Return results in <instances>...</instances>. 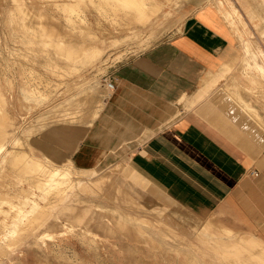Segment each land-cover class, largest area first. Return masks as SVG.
<instances>
[{"label": "crops", "instance_id": "crops-1", "mask_svg": "<svg viewBox=\"0 0 264 264\" xmlns=\"http://www.w3.org/2000/svg\"><path fill=\"white\" fill-rule=\"evenodd\" d=\"M247 1L258 16L259 0ZM179 2L176 30L110 70L113 86L90 122L56 123L44 134L56 131L82 169L128 152L155 187L215 221L217 233L239 237L243 262L264 264V71L243 64L213 82L231 55L230 22L213 0Z\"/></svg>", "mask_w": 264, "mask_h": 264}, {"label": "bare ground", "instance_id": "bare-ground-1", "mask_svg": "<svg viewBox=\"0 0 264 264\" xmlns=\"http://www.w3.org/2000/svg\"><path fill=\"white\" fill-rule=\"evenodd\" d=\"M214 1L216 5H219L220 0ZM9 2L5 6L3 18L6 27V34H4L6 47H4L14 56L18 55L17 57H23L25 60L14 58L6 61L5 65L8 67L5 68L6 70L3 69L4 73L0 75V80L5 78L11 84L15 78L13 71L19 72L24 82L20 86L21 89L19 88L20 95L25 100L22 106L26 110L32 109L36 104L44 103L51 92L50 81L46 78L47 76H44L46 73L42 75L41 71L37 72L29 64L31 61H37L36 58L39 57L40 65L44 66L42 68H46L51 74L59 77L57 79L60 80L54 79L56 82L53 86L57 88L64 82L66 76L80 75L86 67L100 60L109 48L106 46L117 47L122 42L129 39L131 41V38L140 35V31H143L142 26L151 23L154 16L160 15L163 4L161 0H89L99 12L101 19L120 30H127L123 36H111L109 40H106V37L100 36V33L98 34L91 27L93 24L90 26L88 18L81 19L78 11L67 5L65 1L60 4L54 2L58 14L64 18L63 21L55 20L58 18L56 14L42 11V6L38 9L26 0H9ZM175 2L177 3V0ZM252 5L254 7L252 13L264 19V0H259ZM79 6L84 9L86 4ZM221 12L228 21L231 17L229 22L232 24L235 13L229 10H221ZM155 20L157 21L154 18L153 21ZM97 21L99 23V20ZM101 28L105 34L111 32L103 26ZM160 29L163 30V28H153L151 39L153 35L161 33ZM237 38L243 51L238 66L255 65L259 71H264L263 56L257 53L258 48L256 49L253 41L243 37L242 32L237 33ZM260 50L264 53L261 48ZM87 81V78H82L75 81L73 85L67 84L65 90L62 88L66 93L72 90L73 93L66 98L65 107L61 108L59 105V109L56 106L59 110L57 109L58 111L53 112V116L46 119L47 123L50 124L52 121L54 123H88L95 117L103 101L93 96L97 94L93 92L96 90L93 86L84 85ZM4 90L0 84V212L2 215L0 217V264L10 255L14 247L24 245L26 248H44L48 242L57 243L55 237L65 234L64 230L78 232L83 242L85 239L97 242L99 235L95 230L113 237L118 235L119 238L122 235L125 238L127 235L133 238V243H130L132 250L143 245L148 252L159 253L174 249L180 255L185 249L189 264L197 262L202 264L209 257H214L217 264L246 263L242 261L243 259L241 260L239 237L234 238L230 230L225 227H220L221 232L217 233L215 221L203 220L195 215L131 168L128 155L102 171L80 176L73 171L71 159L63 162L56 161L36 146L29 138L30 129L26 130L22 136L17 135L20 127L16 125V118L7 107L8 99ZM42 115L44 114H41L40 118ZM148 184L151 187L153 185L159 194H164L181 208L170 209L161 205L162 201L155 192L149 188L150 191H145V185ZM166 201L169 200L166 199ZM2 203H5L6 207H3ZM140 209L155 211L156 214L150 218L132 211ZM217 224L220 225V223ZM56 255L63 257L60 251H57ZM162 257L164 258L163 254Z\"/></svg>", "mask_w": 264, "mask_h": 264}, {"label": "rangeland", "instance_id": "rangeland-1", "mask_svg": "<svg viewBox=\"0 0 264 264\" xmlns=\"http://www.w3.org/2000/svg\"><path fill=\"white\" fill-rule=\"evenodd\" d=\"M26 1H28L29 3H32L38 9H40V7L42 6L43 7V8L41 7L42 11H49L52 14H56L59 19L57 18L55 20H59V21L60 20L63 21L64 18L58 14V10L56 9L54 2H55V4H60V3L65 1V3H67V5L74 7V9L76 11H78V14L80 15L81 19L86 20L88 18L89 19L88 21H90L89 22L90 26L93 24L91 27L98 34L100 33L99 34L100 36L103 35V37H106V40H109L111 36L120 37V36L125 35V33H127V30H124V29L120 30V29L114 27L109 22H106L103 19H101L99 12L94 8V6L89 2V0H26ZM162 1H163L162 8H161L162 11L160 12V15L158 14V15L154 16L153 19H151V23H149L145 26H142L143 31L141 30L139 33L141 36L138 35L134 38H131L132 39L131 41H130V39L127 41H124L121 43L122 45L119 44L117 47L116 46L115 47L106 46V47H109V48H107L108 53L106 52L100 60H98L94 65L86 67L84 69L83 73H82V71L80 72V75L79 74L75 75V76L71 75L69 77L66 76V79L64 78V82H63L64 84L63 83L60 84L59 86H57V88L54 87L53 85L57 80H60V79H57L59 77L57 75H54L53 73H52L53 74L52 75L51 72H49V70H47L46 68H42L44 66L42 64L40 65V63H39L40 58L39 57L36 58L37 61H31L29 64L34 69H36L37 72L41 71L42 75H44L46 73L44 76L45 77L47 76L46 78H48L50 81L49 83L51 84V86H50L51 92L49 94L50 97L48 96V98L45 99L44 103L36 104L38 106L35 105L30 110H26L25 108H23L24 106H22V103L25 100L20 95L21 94L20 93V89H21L20 86L24 82H23L20 74H18L19 72L13 71L15 73L14 74L15 78L11 84H9L8 81L5 80V78H2L0 80V84H2L3 90L6 89V90H4V92L6 93L7 99H8L7 100V107L9 108L11 114H13L15 116L16 125L18 126V128L20 127L17 135L22 136L23 133L26 132V130L30 129V135H29L30 140L33 143H35V145L38 146L49 157H51L54 160L59 161V162H63L65 160L70 159V158H66L68 156V154L58 145V143L56 141V136H57L56 131H54L49 136H46L44 134V131L47 128H51V127H54L56 125V123H54L53 121L50 124L47 123L46 119H49V117L53 116L52 115V114H54L53 112L58 111L60 109V106H61V108L66 106V105L64 106L65 101H67L66 98L69 97L73 93V90L70 92L67 91V93H66V91H64L66 85L67 84L73 85V83L75 81H78L79 79H82V78H87L88 81L84 85L86 87L93 86L96 89L93 92H95V94L97 93L96 95H93V96L97 99H101L104 103V97L108 94V92L111 88L107 85L108 74H109L110 70L113 69L121 61H123L126 58L140 52L141 50H143V49L147 48L148 46L152 45L153 43H155L157 40L164 38L166 35L172 33V31L177 29V27H178L177 23L180 19V11H181L180 6H182L179 3L180 0H177V3H179V4H177L175 2V0L174 1L173 0L172 1L162 0ZM82 2L84 4H86L84 9L80 8V6H79V5L83 4ZM214 2H216V1H214ZM9 3H10L9 0H0V30H1L0 31V54H1L0 57L3 54H5L0 58V60H1L0 62H2L0 64V66H1L0 67V75H2L4 73V70H6L8 67L5 65L6 61H11V59H14V58H16V59L19 58L18 60H22V61L25 60L23 57H20V56L17 57L18 55L14 56L13 54H11L8 51L7 48L5 49L6 46H5V35L4 34H6V27L4 25V22H3L4 19L3 18H4L5 6H7ZM177 5L179 6V8ZM217 6H219L220 11L221 10L233 11V13H235L234 14L235 16L232 18V20H233L232 24L229 23V25L227 26L228 29H229V27H231V29H229V31L231 32V36H232L231 55L225 61V62H227V64H226L227 66L225 64H223V69H221V71L215 75L213 82L220 81L221 79L226 80L227 78H230L231 76L235 77L243 71V65H241L240 67L234 66V68H233V65L238 64L239 59L243 55V51L241 49L239 39L237 38L238 32H242L243 37L249 38L250 40L253 41V43L256 46V49L258 48L257 53H260L263 56V57L262 56L261 57L264 61V53H262V51L260 50V48H261L264 52V32H263V30H264V19H261L258 16H252V14L249 13L250 4L247 0H220L219 5L217 4ZM154 18L157 19V21L155 20L156 22L153 21ZM228 19L230 21L231 17H229ZM52 20L54 21V19H52ZM97 20H99V23ZM165 20H167V21H165ZM226 20H227V18H226ZM245 20H248L249 22L254 21L257 23H255V24L245 23L244 22ZM161 23H163V24H161ZM164 23H165V26H164ZM170 23H172V24H170ZM101 26L111 30V32L109 33L110 35L105 34L102 31ZM156 27L157 28H163V30L160 29L161 33L159 35H153V38H156V39H153V38L151 39L152 34H153V32H152L153 28H156ZM118 32H119V34H118ZM141 32H143L142 33L143 35L141 34ZM1 40L3 41V43ZM147 41H148V43H147ZM142 42H143V44H142ZM109 52H110V54H109ZM118 55H120V56L118 57ZM3 57H5V59H9V60H5ZM3 59H4V61H2ZM97 64H98V66H97ZM231 64H232V70L230 71L229 68H231V67H229V66H231ZM48 76H50V77H48ZM74 77H76V78H74ZM70 80L72 82H70ZM15 85L17 87H15ZM59 89H60V91H59ZM56 92H58V93L56 94ZM59 92H61V93L59 94ZM63 92H65L66 94ZM99 97H101V98H99ZM62 98L63 99L65 98V99L63 100ZM52 101H54V102L52 103ZM41 114H44V115H42V117L40 118ZM43 116H44V118H43ZM59 123L62 124L64 122H59ZM65 125H69V124H65ZM34 127L36 128V132H35ZM40 127H43V128H40ZM46 150L50 151L54 157L51 156L50 154H48V152ZM128 154H129L128 152L123 153L120 155L119 158H117L113 161H108V162L102 163L96 167L89 168V169L78 168V167L74 166V164H73V171L75 173L77 172V174L80 176H87V175H90V174H93L95 172L102 171V170L108 168L110 165L115 164L116 161L119 162V161L123 160ZM153 185H152V187L150 184L145 185V191L152 190L153 192H155V194L158 195V198L162 201L161 205H164L166 208L170 207V209L181 208L179 205H177V203H175L174 201L172 202V200L166 198L164 194L163 195L159 194L158 190ZM148 188L150 190H148ZM166 199L169 201H166ZM2 205H3V207H6L5 203H2ZM132 211L138 212V213L145 215L146 217H150V218L154 217L155 216L154 214H156L155 211L144 210V209L132 210ZM149 211H150V213H148ZM141 212H145V213H141ZM1 216L2 215L0 212V217ZM64 231H65V234L55 237V239H57V243L53 244L54 241H52V242L47 241L48 243L44 246V248H38V247L26 248L24 245L14 247L12 249V251L10 252V255L8 257L4 258V260L2 261V264H46V262L48 264H65V263L66 264H73V263L74 264H115V262H116V264H121V263L122 264H142V263L143 264L144 263L145 264H175V262H176V264H189L187 261V258H186L188 253L185 251V249H183V251L180 253V255L177 254L174 251V249H168L166 252H159V253L158 252L153 253L152 251L148 252L147 248L144 247L143 245L140 247L137 246L136 248H133V250L135 249V251H133L131 249V246H130L131 245L130 243H133V238L130 236H127V235H125V238H124V235L120 236V238H119V237H117L118 235L117 236L114 235V237H113V235L109 236L108 234H104L103 232H101L99 230H95L97 232V234L99 235L98 241L97 242H91V241H88V239H85L83 242V240L81 239L82 236H80L78 234V232H75V231L67 232L66 230H64ZM77 235H79V236H77ZM77 237H79V239ZM80 239H81V241H80ZM66 242H67V244H66ZM81 243H83V244H81ZM53 245L55 246V248ZM99 246H100V248H99ZM125 246H127V247H125ZM125 248H127V249H125ZM144 248H146V249H144ZM47 249H49V250H47ZM76 249H77V251H76ZM141 249H142V251H141ZM124 250H125V252H123ZM57 251L62 252L63 257H58L56 255ZM47 252L48 253L51 252V253L47 254ZM139 252H140V254H139ZM145 252H147V253H145ZM79 253L81 254V257H79V255H80ZM141 253H142V255H141ZM143 254H145V256ZM153 254H154V256H152ZM162 254L164 255V258L162 257ZM138 257H140V258H138ZM144 258H146V259H144ZM154 259H155V261H154ZM167 260H169L170 263ZM156 261L157 262L159 261V262L157 263ZM78 262H80V263H78ZM154 262H156V263H154ZM194 264H201V263L197 262ZM202 264H204V263H202Z\"/></svg>", "mask_w": 264, "mask_h": 264}, {"label": "built area", "instance_id": "built-area-1", "mask_svg": "<svg viewBox=\"0 0 264 264\" xmlns=\"http://www.w3.org/2000/svg\"><path fill=\"white\" fill-rule=\"evenodd\" d=\"M107 83H108L109 86H111V87L113 86V80L109 79V80L107 81Z\"/></svg>", "mask_w": 264, "mask_h": 264}]
</instances>
